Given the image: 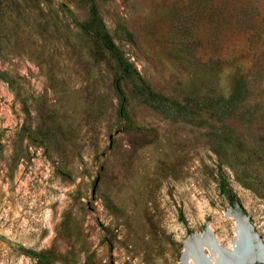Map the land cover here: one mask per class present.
<instances>
[{
    "label": "rangeland",
    "instance_id": "obj_1",
    "mask_svg": "<svg viewBox=\"0 0 264 264\" xmlns=\"http://www.w3.org/2000/svg\"><path fill=\"white\" fill-rule=\"evenodd\" d=\"M234 215L264 246V0H0V264H179Z\"/></svg>",
    "mask_w": 264,
    "mask_h": 264
},
{
    "label": "water",
    "instance_id": "obj_2",
    "mask_svg": "<svg viewBox=\"0 0 264 264\" xmlns=\"http://www.w3.org/2000/svg\"><path fill=\"white\" fill-rule=\"evenodd\" d=\"M233 218H236V221H239L241 224V232L237 229V236L235 237V240L237 241V245H234L232 250L229 251L228 248H225L223 246H221L217 240L212 236L211 232L209 230H207L210 233V236L212 237V242L210 245H206L204 243L202 244H198L196 243V246H192L193 248H195V252L198 254L200 260L196 263L194 262L193 264H218L217 262L219 260H216V254L221 252L224 254H232L234 255L238 250H241V253L243 255H245L244 253H248L249 251L251 252H259L260 254V258L258 260H251L249 259H236L237 262H235L234 264H264V246L262 245L260 239L258 238V236L253 232V229L251 227V225L248 222V218L246 217H239V216H233ZM208 229V228H206ZM242 233V235H241ZM193 235H191L192 237ZM242 236V237H241ZM238 238L239 241L240 239H242V244L238 242ZM184 246V244L182 245V247ZM241 246V248H240ZM240 248V249H239ZM229 254V255H230ZM182 254L180 255L181 258ZM246 257H248L247 255H245ZM222 264H232V263H222Z\"/></svg>",
    "mask_w": 264,
    "mask_h": 264
},
{
    "label": "bare ground",
    "instance_id": "obj_3",
    "mask_svg": "<svg viewBox=\"0 0 264 264\" xmlns=\"http://www.w3.org/2000/svg\"><path fill=\"white\" fill-rule=\"evenodd\" d=\"M235 220V229H234V232H235V237L237 236V229H238V232L240 230H242L241 228V223L239 221H236V218H234ZM209 229H206L203 233L201 234H193V236H189L187 237V239L185 240L184 242V246H183V249H182V256L179 260V264H193L194 262L196 263V261L198 262L200 260L198 254L195 252V248H193L192 246H196L195 244L198 243V244H206V245H210L211 242H212V237L210 236V233L207 231ZM210 231V230H209ZM242 235V233H241ZM235 237H234V240L231 242V249L230 251L232 250L233 246L234 245H237V239L235 240ZM242 237V236H241ZM238 242L242 244V239H240L239 241V238H238ZM241 248V246H240ZM239 248V249H240ZM222 254V252H221ZM230 254V253H229ZM228 254V257H226V254L223 253V256L225 255V257L222 258V260L220 259V253L216 254V260H219L217 263L218 264H222V263H232L234 264L235 262H237L238 259L242 258V260L244 259H251V260H258V259H261L260 258V254L259 252H251L249 251L248 253H244L245 255H247L248 257H246L245 255H243L241 253V250H238L234 255ZM231 258V259H229ZM237 259V260H236Z\"/></svg>",
    "mask_w": 264,
    "mask_h": 264
},
{
    "label": "trees",
    "instance_id": "obj_4",
    "mask_svg": "<svg viewBox=\"0 0 264 264\" xmlns=\"http://www.w3.org/2000/svg\"><path fill=\"white\" fill-rule=\"evenodd\" d=\"M91 16H92V20H91V24H92V31L94 34V37L103 44V46L110 51V53L114 56L117 65L119 67V69L122 71L123 75L129 79V80H134L135 78L139 81V74L137 73L136 70L132 69L126 62H124L121 57L118 54V51L116 49V46L114 45L113 41L111 40L109 34L105 31L102 23L100 22L95 9L92 7L91 8ZM127 37L129 39H132V36L130 34H127ZM134 90L137 91V93L139 95H143L144 92H142V90L139 88V86H137V84H135L134 86ZM146 97H148L150 100H154V99H161V97H159L157 94H154L150 91H148L146 93ZM156 109L158 111H162V112H167V110L164 108L161 110V107L158 106L156 107ZM39 256V255H38ZM39 261V259H38ZM39 264V262H38ZM41 264V262H40Z\"/></svg>",
    "mask_w": 264,
    "mask_h": 264
},
{
    "label": "flooded vegetation",
    "instance_id": "obj_5",
    "mask_svg": "<svg viewBox=\"0 0 264 264\" xmlns=\"http://www.w3.org/2000/svg\"><path fill=\"white\" fill-rule=\"evenodd\" d=\"M229 250V249H228ZM230 251V250H229ZM224 253V252H223ZM223 253L220 255V259L222 260L223 257H225V255L223 256ZM226 257H228V254H226ZM231 259V258H229Z\"/></svg>",
    "mask_w": 264,
    "mask_h": 264
}]
</instances>
